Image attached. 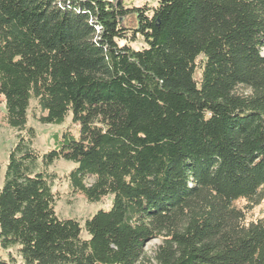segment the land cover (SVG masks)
<instances>
[{
    "label": "trees",
    "instance_id": "obj_1",
    "mask_svg": "<svg viewBox=\"0 0 264 264\" xmlns=\"http://www.w3.org/2000/svg\"><path fill=\"white\" fill-rule=\"evenodd\" d=\"M2 102L0 264L12 247L21 264H264V215L247 218L264 197V0H0ZM29 114L76 130L40 152ZM59 158L71 193L110 207L59 217Z\"/></svg>",
    "mask_w": 264,
    "mask_h": 264
},
{
    "label": "rangeland",
    "instance_id": "obj_2",
    "mask_svg": "<svg viewBox=\"0 0 264 264\" xmlns=\"http://www.w3.org/2000/svg\"><path fill=\"white\" fill-rule=\"evenodd\" d=\"M119 3L127 5H140L143 3L156 4L157 0H115ZM128 23H132V19L129 17L126 20ZM141 39L133 43L134 47H140L142 45ZM198 74V71H196ZM36 110L35 102L31 101L30 111ZM30 113V112H29ZM4 103H0V186L3 184L4 172L6 164L8 162L9 152L16 140V131L9 127L3 120ZM28 125L32 126L35 131L34 147L40 152L47 151L56 146V136L62 133V130L67 127L73 132L76 130V125L71 122L70 116L65 119L63 124L41 123L29 114ZM74 166V163L62 158L56 159L49 167L50 171L54 173L55 178L52 183V190L56 193L55 211L59 217L62 218H76L83 224L84 220L91 216L99 209H108L112 203L113 195L108 194L99 201L88 202L86 199L78 193H71L70 187L66 180L65 175ZM244 199H239L236 202L237 207H243L246 205ZM264 215V197L260 199L257 204H252L247 212L248 219H254L258 216ZM85 235V232L82 233ZM160 243L159 238H155L146 243L144 250L147 255L151 256L154 249ZM12 255H14V262L9 264H21V258L16 254V248L10 249ZM0 253L7 258L6 250L0 247Z\"/></svg>",
    "mask_w": 264,
    "mask_h": 264
},
{
    "label": "water",
    "instance_id": "obj_3",
    "mask_svg": "<svg viewBox=\"0 0 264 264\" xmlns=\"http://www.w3.org/2000/svg\"><path fill=\"white\" fill-rule=\"evenodd\" d=\"M119 3V2H118Z\"/></svg>",
    "mask_w": 264,
    "mask_h": 264
}]
</instances>
